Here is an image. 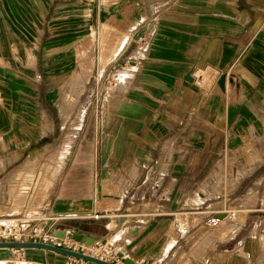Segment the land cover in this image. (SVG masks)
Listing matches in <instances>:
<instances>
[{
  "label": "crops",
  "instance_id": "1",
  "mask_svg": "<svg viewBox=\"0 0 264 264\" xmlns=\"http://www.w3.org/2000/svg\"><path fill=\"white\" fill-rule=\"evenodd\" d=\"M116 67L100 115L51 94ZM249 140H264V0H0L1 224L31 231L57 211L55 227L94 241L118 227L115 253L135 264H253L264 247L245 222L202 259L197 223L173 225L178 212L227 218L202 207L197 177ZM21 252L29 264L68 256Z\"/></svg>",
  "mask_w": 264,
  "mask_h": 264
},
{
  "label": "rangeland",
  "instance_id": "2",
  "mask_svg": "<svg viewBox=\"0 0 264 264\" xmlns=\"http://www.w3.org/2000/svg\"><path fill=\"white\" fill-rule=\"evenodd\" d=\"M132 37V39H134ZM136 45L139 44L140 37L135 38ZM127 63H123L126 66ZM120 67H116L111 72H107L105 76H87V83L85 84L80 80L77 74L68 76L70 83V90L65 93H51L55 99L67 100L71 103V108L66 109L67 112L82 113L83 107H79V101H87L89 108L87 114L94 116L95 112L100 115L101 103L108 104L110 101V95L112 91L116 89L118 83H120V72L116 71ZM112 92V93H111ZM49 94V96H51ZM51 97V98H53ZM62 112V108H60ZM103 112L108 109H102ZM195 159L196 157H186V159ZM200 160L205 157H200ZM214 160V165L210 168L207 166L205 171L198 174V180L201 182L204 180L203 185L199 187L198 193L201 196L209 197L208 203L202 205V207H209V210L217 211L224 206L225 210H236L237 216L231 218L227 216L223 221L217 220V223L211 220L216 218V215H209L202 218V215L207 211L200 212V216L197 218L189 217L185 214L176 213L173 217V225L179 228L190 227L192 224L197 223L199 229V241L194 250L193 255L199 259H202L206 255L210 243L215 239H222L233 234L241 223L245 222L243 229L246 232L247 228L255 227L259 230L257 237L260 235V243L264 247V232L260 231L259 223L264 216V140H249L246 141L244 147L229 150L224 156L211 157ZM209 168V169H208ZM233 168H235L233 170ZM187 175H191L190 172ZM202 208V209H203ZM202 209H199L201 211ZM246 211L243 213L242 211ZM250 210V213H248ZM242 212V213H240ZM245 215H238V214ZM247 217V219H246ZM221 219V218H219ZM15 226V227H14ZM25 226V225H23ZM118 227H113L110 233L106 235L102 240L96 239L90 245H84V242H75L72 238L64 239L71 247H67L61 244V247H67L73 249L76 247V251L91 254L97 257H101L109 262L114 263L120 261L116 249H124L122 246L116 244V233ZM254 229V230H255ZM126 230L122 232V236ZM29 230H20L16 224H1L0 223V241H32L33 237H30ZM114 244L110 245V244ZM13 249V248H8ZM19 249V248H14ZM23 249V248H22ZM16 251L14 254L3 248L0 250V254H6V259H10L17 264H29L26 257H24L21 250ZM62 257V256H61ZM85 261V260H84ZM114 261V262H113ZM264 261V254L258 252L252 259L253 264H262ZM59 264H94L86 261L81 262L79 258L73 256H66L64 261L58 262Z\"/></svg>",
  "mask_w": 264,
  "mask_h": 264
},
{
  "label": "water",
  "instance_id": "3",
  "mask_svg": "<svg viewBox=\"0 0 264 264\" xmlns=\"http://www.w3.org/2000/svg\"><path fill=\"white\" fill-rule=\"evenodd\" d=\"M222 83V78L220 81ZM49 233H51L53 236L60 237L64 239L66 236L69 238H72L74 241L77 242H86L88 244H91L94 241L95 235L93 233L85 235V233L79 229L78 231H68L67 228H59V227H53L49 230ZM43 248L48 249L52 251H56L59 253H63L69 256L77 257L79 259L92 262L94 264H116L109 262L105 259H102L101 257L93 256L90 254H86L84 252H78L73 249H69L67 247H61L58 245H54L47 242L42 241H0V248ZM117 256L122 259L124 264H135L132 260H130L127 257H124L123 253H118Z\"/></svg>",
  "mask_w": 264,
  "mask_h": 264
},
{
  "label": "built area",
  "instance_id": "4",
  "mask_svg": "<svg viewBox=\"0 0 264 264\" xmlns=\"http://www.w3.org/2000/svg\"><path fill=\"white\" fill-rule=\"evenodd\" d=\"M238 211L232 209V210H225L224 215L230 216L231 218H234L237 216ZM91 216L96 219L98 218V213H92ZM66 217L65 213L57 212V211H47V213L40 218L39 222L33 226L31 229V233H28L30 237H33V240L36 241V238H38V241L51 243L54 245L61 246V244H64L67 247H71L70 244H67V242L64 241V239L53 236L51 233H49V230L57 225V223L62 219ZM216 219L219 220V217L212 218L211 220ZM260 230L264 232V216L260 220L259 223ZM23 230V229H22ZM76 242V241H75ZM74 250L76 249L75 246ZM81 262H86L82 259H80Z\"/></svg>",
  "mask_w": 264,
  "mask_h": 264
},
{
  "label": "bare ground",
  "instance_id": "5",
  "mask_svg": "<svg viewBox=\"0 0 264 264\" xmlns=\"http://www.w3.org/2000/svg\"><path fill=\"white\" fill-rule=\"evenodd\" d=\"M224 218H225V216H224ZM219 220H221V219H219ZM213 222H214V224H216L217 223V220L216 219H213L212 220ZM6 223V222H5ZM66 238H69L68 236H66L64 239H66ZM77 242V241H76ZM78 243H80V242H78ZM84 245H90V244H88V243H86V242H84ZM91 255V254H90ZM94 256V255H93ZM21 264H23V263H21Z\"/></svg>",
  "mask_w": 264,
  "mask_h": 264
}]
</instances>
